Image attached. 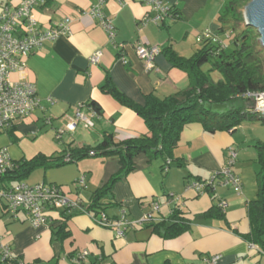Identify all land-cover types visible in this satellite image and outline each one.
Here are the masks:
<instances>
[{
    "label": "crops",
    "instance_id": "0c3cea01",
    "mask_svg": "<svg viewBox=\"0 0 264 264\" xmlns=\"http://www.w3.org/2000/svg\"><path fill=\"white\" fill-rule=\"evenodd\" d=\"M21 1L0 0V15L7 4L19 5ZM164 1L178 11L181 19L168 18L160 24L144 22L155 16L145 5L135 0H125L124 4L108 1L104 13L113 21V40L89 14L95 0H51L46 7L35 10L43 29L55 27L69 17L71 31L31 55L23 74L12 75L15 82L34 84L44 107L0 135V148L8 149L12 161H28L38 155L60 157L70 147L94 148L106 134L113 135L116 142L148 135L144 120L135 111L102 91L107 77L137 104H144L151 94L163 99L188 89L189 77L174 68L165 53L157 57L156 69L148 71L131 46L126 52L128 63L124 64L116 44L141 42L146 46L171 47L179 56L190 58L201 48L197 42L200 33L219 32L226 2ZM99 50L103 56L94 65L91 58ZM92 101L102 109L100 118L93 120V127L80 125L75 132L56 139L57 130L73 119L76 106ZM50 117L52 123L46 124ZM256 125L244 123L232 133L210 135L201 124H188L170 166L163 158L151 160L141 155L135 160L136 169L117 182L113 192L103 199L109 217L119 218L125 212L130 220L152 214L154 220L162 221L179 206L192 226L178 238L165 239L146 226L117 237L89 215L79 214L67 222L70 236L60 240L53 233L60 223V212H50L47 223L33 227L23 213L15 218L0 203V248L8 247L25 264H75L74 259L84 251L88 255L82 264H212L211 259L216 256H220L216 264H264V248L245 239L251 233L248 204L258 194L254 145L264 141ZM231 147L239 154L235 170L243 181L241 194L232 188H218L204 195L187 189L190 181L207 180L219 172ZM120 169L118 159L88 157L60 168L37 169L26 182L55 184L69 198L89 205L95 191ZM81 177L86 178L84 186L78 184ZM172 195L177 199L170 200ZM221 201L228 204L221 216L206 218L204 214ZM153 203L159 205V211L153 210Z\"/></svg>",
    "mask_w": 264,
    "mask_h": 264
},
{
    "label": "trees",
    "instance_id": "16d2710c",
    "mask_svg": "<svg viewBox=\"0 0 264 264\" xmlns=\"http://www.w3.org/2000/svg\"><path fill=\"white\" fill-rule=\"evenodd\" d=\"M252 1L226 0L220 15L221 28L216 34L220 37L231 34L227 47L221 48L220 44L203 41L200 43L201 48L190 58L179 56L171 47L162 48V53L166 54L170 64L187 73L190 82L188 89L163 99L151 94L145 98L144 104H137L120 92L112 79L107 77L102 91L135 111L149 130L147 136L116 142L113 135L106 134L94 148L70 147L60 157L38 155L32 160L16 162L15 170L2 180L26 181L37 169L60 168L91 157V151L96 152L95 157L91 158L118 159L120 172L103 188L95 191L91 204L87 205L80 199L91 217H97L102 212L108 216L102 201L113 192L117 182L136 169V158L146 155L151 160L163 158L167 163L172 159L186 125L199 123L207 133L214 135L217 132L232 133L246 122L264 124V115L256 112L255 99L249 96L264 93V48L257 31L246 24L243 13ZM170 13L171 19H181V15L173 7H170ZM206 65L210 69L205 70ZM213 72H218L222 78L215 80ZM88 106L102 114V109L96 102H89ZM254 148L257 152L258 194L248 204L251 233L245 239L264 248V141L256 142ZM68 156L71 158L70 162L65 161ZM175 162L183 166L179 160ZM223 212L216 206L204 216L220 217ZM60 213L61 222L53 229V233L56 238L64 240L70 236L67 231L68 220L74 215L84 213ZM145 226L165 239H174L190 231L192 223L183 217L180 207L176 206L167 219H152ZM21 262L22 259L18 257L6 260L0 258V264Z\"/></svg>",
    "mask_w": 264,
    "mask_h": 264
},
{
    "label": "built area",
    "instance_id": "2783aa9c",
    "mask_svg": "<svg viewBox=\"0 0 264 264\" xmlns=\"http://www.w3.org/2000/svg\"><path fill=\"white\" fill-rule=\"evenodd\" d=\"M51 0H22L19 5L7 4L0 15V135L11 131L18 123L33 117L38 109L43 110L42 101L38 97L37 88L34 84L25 81H13L12 75L15 73L23 74L27 69V63L31 55L41 50L45 44L52 43L62 36H68L71 31L72 19L66 17L64 21L52 28L43 29L39 24L35 10L44 8ZM110 0H95L92 5L90 16L98 20L99 25L108 33L110 40L115 37L112 19L104 13V7ZM124 4L125 0H115ZM146 7L155 16L152 19H145L144 22L160 24L166 19L171 18L170 7L164 0H135ZM231 34L227 33L220 37L211 30H205L197 36V42L211 41L220 44L221 48L228 46ZM132 47L137 57L146 64V69L152 71L156 69V59L162 54L159 46H146L141 42L133 44H116L118 55L124 64L128 63L126 56L127 49ZM103 56V51H97L91 58L92 64H98ZM255 99L256 112L264 115V93L249 94ZM52 103V101H49ZM100 114L86 104L77 105L75 115L68 125L57 130L56 139H62L66 133H73L82 125L84 128L93 127L94 119H99ZM46 124H51L53 118H46ZM91 157H95L96 152H89ZM238 151L231 147L228 149L226 164L221 170L207 180H193L187 185L188 190H193L197 195L212 193L218 188H232L237 194L243 191V181L236 172L238 161ZM70 162L71 158H65ZM170 161L166 163L168 167ZM16 168V162L10 158L7 148H0V203H3L8 213L13 217H18L20 213L25 215L26 221L33 227H40L47 223L50 212H81L91 215L83 206L80 199L69 198L55 184L40 183L30 185L26 181H3L2 179ZM85 177H81L78 184L84 186ZM177 199L173 195L170 200ZM222 211L228 207L227 202L221 201L218 205ZM157 203H153V210L159 211ZM93 221L100 227L113 230L117 237H122L128 231L143 228L147 223L154 219L152 214L144 216L140 220H130L125 212L116 219H110L104 212L97 217H92ZM61 222V221H60ZM255 247V246H253ZM264 254V252H263ZM88 255L84 251L78 255L74 262L82 264ZM15 256L8 247L0 248V258L2 260L12 259ZM220 256L211 259L212 264H216ZM21 264H25L21 262Z\"/></svg>",
    "mask_w": 264,
    "mask_h": 264
},
{
    "label": "water",
    "instance_id": "95a60500",
    "mask_svg": "<svg viewBox=\"0 0 264 264\" xmlns=\"http://www.w3.org/2000/svg\"><path fill=\"white\" fill-rule=\"evenodd\" d=\"M243 12L246 24L257 31L264 48V0H253Z\"/></svg>",
    "mask_w": 264,
    "mask_h": 264
},
{
    "label": "rangeland",
    "instance_id": "374dc122",
    "mask_svg": "<svg viewBox=\"0 0 264 264\" xmlns=\"http://www.w3.org/2000/svg\"><path fill=\"white\" fill-rule=\"evenodd\" d=\"M243 11H245V9L243 10ZM244 13V12H243ZM204 69L205 70H208V69H210V66L209 65H206L205 67H204ZM212 76H213V78L215 79V80H219V79H221L222 78V76L218 73V72H213L212 73ZM246 123H257V132H259L260 133V135H261V137L263 138V140H264V124H262V123H260V122H246Z\"/></svg>",
    "mask_w": 264,
    "mask_h": 264
}]
</instances>
